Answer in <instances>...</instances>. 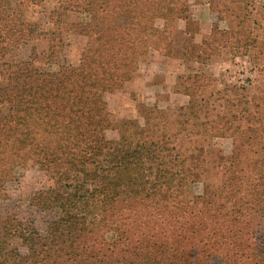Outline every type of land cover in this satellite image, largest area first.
Returning <instances> with one entry per match:
<instances>
[{
  "label": "trees",
  "instance_id": "1",
  "mask_svg": "<svg viewBox=\"0 0 264 264\" xmlns=\"http://www.w3.org/2000/svg\"><path fill=\"white\" fill-rule=\"evenodd\" d=\"M40 1L0 0V197L16 168L34 163L54 184L32 203L56 215L41 230L0 212V264H264V78L221 86L203 71L189 74V100L172 117L142 106L144 121L124 119L115 139L106 136L105 98L154 49L202 64L231 49L263 72L264 2L253 26L248 10L222 27L235 0H207L216 18L193 44L200 23L191 0H65L63 12L82 15L70 26L88 40L78 64L48 69L6 59L41 36L52 53L64 44L62 31L25 16ZM179 18L185 29L176 30ZM216 137L232 138L233 150L213 148L221 176L206 180L204 141Z\"/></svg>",
  "mask_w": 264,
  "mask_h": 264
},
{
  "label": "rangeland",
  "instance_id": "2",
  "mask_svg": "<svg viewBox=\"0 0 264 264\" xmlns=\"http://www.w3.org/2000/svg\"><path fill=\"white\" fill-rule=\"evenodd\" d=\"M65 0H41L38 4L24 8L26 17L38 20L40 29L62 31L64 44L56 47L55 52L50 51L49 37L41 36L30 39L19 47H15L7 54L6 59L17 61L23 59H34L36 65L42 68L58 69L63 64H78L82 52L87 44V36L75 30L70 23L81 20L82 15L76 11H62ZM264 0H235L231 2V9L226 19L221 21L222 27L237 26L239 20L249 10L250 19L247 25L253 26L255 16L260 2ZM192 11L200 23L199 31L195 32L193 44L200 43L204 36L211 31L212 23L216 14L210 9L207 0H191ZM55 18L52 20V12ZM162 22L161 20H158ZM177 29H185L186 20L179 18L175 23ZM174 32V31H173ZM184 33L177 32L174 36L181 40ZM35 51V54H34ZM205 72L208 78H216V84L222 86L226 81H234L239 84L248 83L249 78H264V70L261 72L251 57L248 55L235 54L231 49H225L217 53L207 63L182 58L178 55H168L164 50L154 49L145 56L139 64L137 74L128 80L124 86L115 91L105 93L109 108L112 113L113 124L106 130L108 138H118L121 124L124 119L139 118L142 122V106L152 107L157 105L172 114L180 106L188 102L189 95L183 92V79L187 75L196 72ZM146 81V82H145ZM136 88H143L136 90ZM181 143H186L187 138L181 137ZM209 166L206 180L218 181L221 176L220 167L215 159L213 148H220L225 154L233 150V140L227 137H216L205 140ZM54 184L51 176L41 169L37 164L29 163L23 167L16 168L15 177L7 183V197H0V212L17 214L23 219H34L37 226L44 230L47 222L56 213L52 210H42L32 203V195L40 189H45ZM203 182L193 184L195 192H201ZM23 253L28 248L20 239L14 240Z\"/></svg>",
  "mask_w": 264,
  "mask_h": 264
},
{
  "label": "crops",
  "instance_id": "3",
  "mask_svg": "<svg viewBox=\"0 0 264 264\" xmlns=\"http://www.w3.org/2000/svg\"><path fill=\"white\" fill-rule=\"evenodd\" d=\"M146 82V81H145ZM140 89H143V88H140ZM140 89L139 88H136V90H139L140 91Z\"/></svg>",
  "mask_w": 264,
  "mask_h": 264
}]
</instances>
